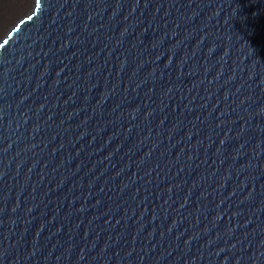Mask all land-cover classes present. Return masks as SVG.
Masks as SVG:
<instances>
[{"label":"water","instance_id":"1","mask_svg":"<svg viewBox=\"0 0 264 264\" xmlns=\"http://www.w3.org/2000/svg\"><path fill=\"white\" fill-rule=\"evenodd\" d=\"M0 19V264H264V0H29Z\"/></svg>","mask_w":264,"mask_h":264},{"label":"bare ground","instance_id":"2","mask_svg":"<svg viewBox=\"0 0 264 264\" xmlns=\"http://www.w3.org/2000/svg\"><path fill=\"white\" fill-rule=\"evenodd\" d=\"M29 0H0V19L19 7L29 8Z\"/></svg>","mask_w":264,"mask_h":264}]
</instances>
